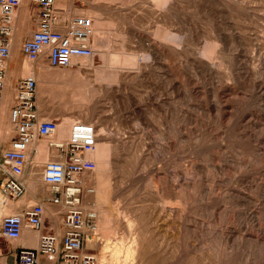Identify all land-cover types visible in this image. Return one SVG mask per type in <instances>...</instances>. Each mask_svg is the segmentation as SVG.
<instances>
[{"label":"rangeland","instance_id":"obj_1","mask_svg":"<svg viewBox=\"0 0 264 264\" xmlns=\"http://www.w3.org/2000/svg\"><path fill=\"white\" fill-rule=\"evenodd\" d=\"M95 1L79 10L92 56L35 77L52 139L76 120L98 132L97 264H264V0ZM50 158L30 157L0 219L48 189L35 162ZM22 239L0 238V264Z\"/></svg>","mask_w":264,"mask_h":264},{"label":"built area","instance_id":"obj_2","mask_svg":"<svg viewBox=\"0 0 264 264\" xmlns=\"http://www.w3.org/2000/svg\"><path fill=\"white\" fill-rule=\"evenodd\" d=\"M84 1L31 0L34 30L22 41V56L32 64L42 62L50 68H72L75 61L91 57L95 34L92 19L83 14H68L69 2L82 6ZM21 2L0 0V96ZM8 120L13 137L0 159V174L6 177L0 186L2 203L23 197L24 177L32 166L30 157L37 153L30 146L48 140L51 158L42 166L41 179L51 193L48 202L61 208L63 216L61 238L51 232L41 233L36 247L16 248L14 264H38L40 257L57 264H97L95 253L88 247V238H97L98 214L92 200L94 181L89 175L95 166L87 158L98 139L95 125L76 120L69 125L66 138L51 139L60 121L41 118L33 73L19 80ZM43 215V205L34 204L20 213L2 217L0 238L14 242L24 230L40 233Z\"/></svg>","mask_w":264,"mask_h":264},{"label":"crops","instance_id":"obj_3","mask_svg":"<svg viewBox=\"0 0 264 264\" xmlns=\"http://www.w3.org/2000/svg\"><path fill=\"white\" fill-rule=\"evenodd\" d=\"M97 1L99 0H96L95 2ZM92 3L94 2L92 1ZM27 7L29 8V12H30L29 18H28ZM31 14H33V6L31 3V0H29V2L28 0H26L24 2V6H22V8H19L17 10V14L15 18V28H14V33H13V45H12L11 55L7 61L5 78H4V87H3V90L0 96V159H1L3 152L6 149H8L10 141L13 137V131L11 132V136L8 132L9 131L8 113L13 103V97L16 92L17 84L21 78L29 74V73L24 72L23 65L25 63L26 58L22 62V58L24 57H21L22 54L20 51V47H21L22 41L28 38L31 35L32 31L34 30L33 21L31 20ZM27 18L28 20H30V22L28 23L27 21L26 25H24ZM39 65L32 64V72L30 74L33 73L35 75V73H38L40 71L41 65L43 66L42 62L39 63ZM1 112H2V115H1ZM39 112L41 115L42 113L41 109H39ZM45 162L46 161H40L38 163L35 162V164L39 166V165L44 164ZM0 179H1V174H0ZM5 179L6 177L2 178V180L0 181V186ZM25 187H26L25 194L23 195V197L19 199L20 201L28 193L29 184L26 185V182H25ZM50 196H51V193L49 192L48 189L46 191H38L37 193L32 195V198H33L32 204H29V205L21 204L16 209V213H20L21 211L26 209L28 206L34 205V204H42L44 207L42 231L40 233L34 234V232L25 230L24 232H22L24 235V239H22L23 235H21L22 241H20L18 245H16V248H19V247L33 248L36 245V242L38 240L37 237H39L41 233L51 232V233L56 234L59 238L62 237L63 235L62 210L58 206H55L48 202V200L50 199ZM31 236L34 237L33 241L30 240ZM27 238L29 239L27 240ZM38 264H57V263L54 261H48L44 257H40Z\"/></svg>","mask_w":264,"mask_h":264},{"label":"bare ground","instance_id":"obj_4","mask_svg":"<svg viewBox=\"0 0 264 264\" xmlns=\"http://www.w3.org/2000/svg\"><path fill=\"white\" fill-rule=\"evenodd\" d=\"M26 0H22V2H23V6H24V2H25ZM22 2H21V7L20 8H22ZM89 2H90V0H85L84 2H83V4H86L87 6L86 7H88V4H89ZM70 3V2H69ZM86 7H84V5H82V6H77V5H74V4H72V3H70L69 4V10H68V14L69 15H76V14H83V15H86L87 16V11L86 12H81V11H79V10H83V9H85ZM27 9H28V18H29V15H30V12H29V8L27 7ZM28 18H27V20L25 21V23L28 21ZM39 63H41V62H39ZM39 63L37 64V65H39ZM35 65V64H34ZM41 69V68H40ZM59 69H66V68H59ZM54 70H56V69H54ZM36 78V77H35ZM36 81H37V79H36ZM38 84V83H37ZM7 95V94H6ZM38 105V104H37ZM39 107V106H38ZM1 115H2V112H1ZM4 118V117H3ZM41 118H43V119H45L43 116H41ZM9 126V125H8ZM11 127V125L9 126V134H11V131H12V128H10ZM53 137V136H52ZM52 137H51V139H52ZM30 148H35L36 149V151H37V153L36 154H34V155H32V157H34V158H36V159H39V158H41L42 156H44V155H46V154H48V156L50 155V150H49V148H48V140H39L36 144H34V145H32V146H30ZM51 156V155H50ZM47 161V160H46ZM48 161H50V160H48ZM47 161V162H48ZM47 162H45L44 164H46ZM32 164V167L34 168L35 167V165L33 164V163H31ZM95 190V189H94ZM95 193V192H94ZM94 202V201H93ZM94 207H95V210L97 211V204L94 202ZM97 214H98V211H97ZM10 215H12V214H10ZM7 216V215H6ZM99 230H100V223H99V220H97V238L95 239L94 237H89L88 238V241H89V243H91V242H96V241H98V233H99ZM25 231V230H24ZM23 231V232H24ZM35 234V233H34ZM22 235H23V233H22ZM37 235V234H36ZM38 236V235H37ZM22 238V236L19 238V239H21ZM18 239V240H19ZM37 239H38V237H37ZM36 245H37V242H36ZM36 245L34 246V247H36ZM107 249V248H106ZM118 248L117 247H111V250H110V254H111V256H113V257H115L117 254H118ZM125 254V253H124ZM130 255V254H129Z\"/></svg>","mask_w":264,"mask_h":264}]
</instances>
